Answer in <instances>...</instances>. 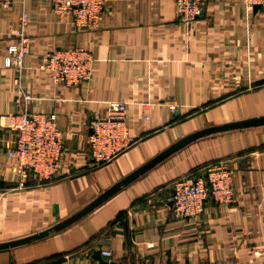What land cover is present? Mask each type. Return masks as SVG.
Listing matches in <instances>:
<instances>
[{
    "label": "crops",
    "instance_id": "1",
    "mask_svg": "<svg viewBox=\"0 0 264 264\" xmlns=\"http://www.w3.org/2000/svg\"><path fill=\"white\" fill-rule=\"evenodd\" d=\"M24 10L29 52L17 70L6 57ZM76 45L94 53L92 78L52 82L44 54ZM21 89L34 96L29 109L57 114L63 165L53 181L16 188L17 163L7 154L16 134L0 124V242L71 216L188 134L264 116V11L242 0H204L186 24L175 0H111L100 25L82 29L71 14L60 21L52 0H0V122L20 110ZM109 100L128 101L134 142L98 164L90 120L105 114ZM219 161L233 170L235 200L210 197L198 219L175 217L174 182ZM96 249L122 264H264V125L187 144L66 228L0 251V264H99Z\"/></svg>",
    "mask_w": 264,
    "mask_h": 264
},
{
    "label": "built area",
    "instance_id": "2",
    "mask_svg": "<svg viewBox=\"0 0 264 264\" xmlns=\"http://www.w3.org/2000/svg\"><path fill=\"white\" fill-rule=\"evenodd\" d=\"M111 0H52L53 11L60 21L68 14L73 23L82 29H94L106 15ZM250 9L260 5L264 11V0H242ZM178 15L186 24L195 21L202 12L204 0H175ZM10 1L4 2L8 6ZM30 14L24 10L14 31L15 40L8 46L6 65L21 70L29 52ZM95 56L91 49L83 46L53 48L43 56L42 67L54 83L77 85L90 80ZM33 94L21 89L17 102L21 108L16 113L3 115L0 124L12 130L16 138L7 149L9 157L16 160L18 184L16 188L30 187V180L43 184L55 180L63 165L65 133L54 112L32 111L27 103ZM24 105V106H23ZM128 101L109 100L105 114L91 117V132L88 136L89 149L98 164L109 163L127 150L134 139L129 135L126 124ZM175 112L178 107L170 105ZM233 170L227 161L202 166L196 173H189L174 182L173 214L177 218L196 220L205 210L206 200L213 198L221 204L235 200ZM111 256L112 252L103 251Z\"/></svg>",
    "mask_w": 264,
    "mask_h": 264
},
{
    "label": "water",
    "instance_id": "3",
    "mask_svg": "<svg viewBox=\"0 0 264 264\" xmlns=\"http://www.w3.org/2000/svg\"><path fill=\"white\" fill-rule=\"evenodd\" d=\"M255 10L260 9V5H256L254 7ZM259 125H264V116H256L252 118H247L243 119L240 121H235V122H228L220 125H214V126H209L206 128H203L201 130L195 131L191 134H188L167 148H165L163 151H161L159 154H157L155 157L144 163L142 166L128 174L126 177L123 179L119 180L116 182L114 185H112L110 188L102 192L100 195H98L94 200L89 202L87 205H85L83 208L72 214L71 216L65 218L64 220L54 224L53 226L42 230L38 233L32 234L30 236H26L24 238L20 239H15L11 241H6V242H0V251L6 250L8 248L25 244L28 242H32L41 238H44L46 236H49L53 233H56L67 226L71 225L72 223L76 222L77 220L81 219L88 213H90L92 210H94L97 206L102 204L104 201L109 199L111 196L116 194L120 189L125 187L128 183L136 179L138 176H140L142 173L148 171L150 168L161 162L162 160L166 159L179 149L183 148L187 144L210 134H215V133H220V132H226L230 130H235V129H242V128H247V127H252V126H259ZM173 194H175V189L173 191ZM173 204V202H172ZM95 258L98 260L99 264H122L121 262H116V261H108L104 259L102 256L101 249H96L95 250Z\"/></svg>",
    "mask_w": 264,
    "mask_h": 264
}]
</instances>
